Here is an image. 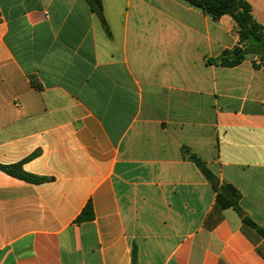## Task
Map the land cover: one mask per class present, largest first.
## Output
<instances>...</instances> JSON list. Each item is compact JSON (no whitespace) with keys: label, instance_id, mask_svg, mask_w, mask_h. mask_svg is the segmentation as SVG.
<instances>
[{"label":"crops","instance_id":"0c3cea01","mask_svg":"<svg viewBox=\"0 0 264 264\" xmlns=\"http://www.w3.org/2000/svg\"><path fill=\"white\" fill-rule=\"evenodd\" d=\"M101 3L0 0V164L43 179L0 170V264H264L243 221L264 229V66L209 63L239 44L230 15Z\"/></svg>","mask_w":264,"mask_h":264},{"label":"trees","instance_id":"16d2710c","mask_svg":"<svg viewBox=\"0 0 264 264\" xmlns=\"http://www.w3.org/2000/svg\"><path fill=\"white\" fill-rule=\"evenodd\" d=\"M94 10L102 14L101 0H91ZM192 6L202 9L214 19H220L223 15H230L238 26L239 44L231 50H226L221 56L209 60V63L224 67H234L243 63L247 57L251 56L264 66V26L259 24L252 13V7L247 0H187ZM254 66H258L253 61ZM189 152V159L193 161L202 171L208 181L216 190V202L221 209H234L239 215L243 214L240 207V192L231 184L219 185L218 177L211 168L196 154ZM0 170L19 179L31 183L41 182L43 179L26 173L22 165L6 166L0 164ZM94 213L91 202H89L76 222L93 220ZM243 221L253 228L264 238V229L253 222L249 217H244ZM132 264H138L137 249L132 251Z\"/></svg>","mask_w":264,"mask_h":264}]
</instances>
